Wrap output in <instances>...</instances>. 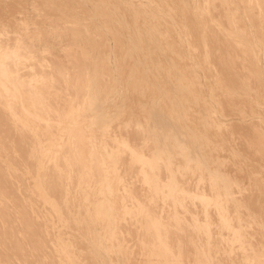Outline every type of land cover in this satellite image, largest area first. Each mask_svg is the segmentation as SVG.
<instances>
[{
  "label": "bare ground",
  "instance_id": "bare-ground-1",
  "mask_svg": "<svg viewBox=\"0 0 264 264\" xmlns=\"http://www.w3.org/2000/svg\"><path fill=\"white\" fill-rule=\"evenodd\" d=\"M0 264H264V0H0Z\"/></svg>",
  "mask_w": 264,
  "mask_h": 264
}]
</instances>
